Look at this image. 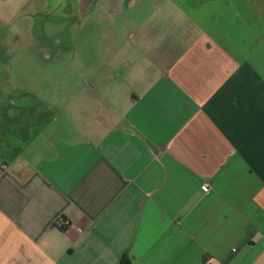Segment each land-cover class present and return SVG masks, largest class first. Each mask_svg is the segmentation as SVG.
Listing matches in <instances>:
<instances>
[{
	"label": "crops",
	"instance_id": "0c3cea01",
	"mask_svg": "<svg viewBox=\"0 0 264 264\" xmlns=\"http://www.w3.org/2000/svg\"><path fill=\"white\" fill-rule=\"evenodd\" d=\"M67 1L99 27L119 16L127 37L97 39L109 59L77 75L94 102L78 104L94 114L82 137L33 160L0 141V264H264L256 0ZM29 3L44 0H0V26Z\"/></svg>",
	"mask_w": 264,
	"mask_h": 264
},
{
	"label": "rangeland",
	"instance_id": "374dc122",
	"mask_svg": "<svg viewBox=\"0 0 264 264\" xmlns=\"http://www.w3.org/2000/svg\"><path fill=\"white\" fill-rule=\"evenodd\" d=\"M256 2L263 12L264 0ZM60 5L57 0H44L43 5L34 6L29 3L19 11L21 17L0 26V141L25 146L32 160L50 153L48 141L76 140L87 132L86 124H91L94 114L86 118L78 104L85 101L92 107L94 102L83 91L79 95L78 85L83 82L77 75L93 74L101 60L109 59L110 48L103 47L99 52L97 39L102 36L103 43L109 44L127 37L125 20L119 16L112 25L109 21L99 27L92 20H81L74 10L66 14ZM127 13L125 10L124 18ZM81 52L86 59L82 68ZM56 105L70 109L62 114L51 111L46 116L33 111L54 109ZM14 151L12 147L8 153Z\"/></svg>",
	"mask_w": 264,
	"mask_h": 264
},
{
	"label": "built area",
	"instance_id": "2783aa9c",
	"mask_svg": "<svg viewBox=\"0 0 264 264\" xmlns=\"http://www.w3.org/2000/svg\"><path fill=\"white\" fill-rule=\"evenodd\" d=\"M67 221L64 220L63 218H60L58 221H57V224L59 225V227H62L64 224H66Z\"/></svg>",
	"mask_w": 264,
	"mask_h": 264
},
{
	"label": "trees",
	"instance_id": "16d2710c",
	"mask_svg": "<svg viewBox=\"0 0 264 264\" xmlns=\"http://www.w3.org/2000/svg\"><path fill=\"white\" fill-rule=\"evenodd\" d=\"M59 226V225H58ZM63 228V227H62ZM120 264H129L128 263V260H127V258L125 257V256H123L122 258H121V260H120Z\"/></svg>",
	"mask_w": 264,
	"mask_h": 264
},
{
	"label": "flooded vegetation",
	"instance_id": "af4514ba",
	"mask_svg": "<svg viewBox=\"0 0 264 264\" xmlns=\"http://www.w3.org/2000/svg\"><path fill=\"white\" fill-rule=\"evenodd\" d=\"M60 1H63L65 3L64 5H67L66 2L68 3L67 7L65 8V10H68L71 3H69L67 0H60ZM71 11H73V10H71Z\"/></svg>",
	"mask_w": 264,
	"mask_h": 264
},
{
	"label": "water",
	"instance_id": "95a60500",
	"mask_svg": "<svg viewBox=\"0 0 264 264\" xmlns=\"http://www.w3.org/2000/svg\"><path fill=\"white\" fill-rule=\"evenodd\" d=\"M132 4V1L130 3H128V5H131Z\"/></svg>",
	"mask_w": 264,
	"mask_h": 264
}]
</instances>
